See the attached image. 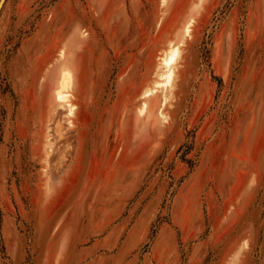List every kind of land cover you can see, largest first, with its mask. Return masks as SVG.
<instances>
[{"label":"rangeland","instance_id":"obj_1","mask_svg":"<svg viewBox=\"0 0 264 264\" xmlns=\"http://www.w3.org/2000/svg\"><path fill=\"white\" fill-rule=\"evenodd\" d=\"M68 1L71 10L68 16L64 12L56 27L38 35L33 26L15 33L11 30L0 48V264H76L85 259L80 254L87 256L96 244L124 243L142 211L156 208L148 225V239L137 250L143 255L160 225L168 221L176 191L193 168L197 154L193 143L201 124L208 123L207 138L216 139L221 148L227 149L233 140L242 137L251 120L254 127L244 132V140L257 135L262 146L255 157L235 163L245 177L234 192L239 190L245 205L221 238V255L226 256L231 241L239 246L244 242L247 248L239 264H264V0L260 5L259 0L209 1L208 14L200 15L195 23L190 17L178 39L175 37L176 43L170 42L164 51H158L150 67L146 66L145 51L157 42L158 3L140 0L131 30L117 35L122 46L120 57L115 59L106 46L107 36L103 31L94 35L90 23L110 31L112 21L117 19L118 28L126 27L129 14L122 7L124 0H99L95 8L86 0V14L90 15L69 22L65 43L70 40L74 45L69 62L62 65L61 60L57 61L63 47L51 67L46 68L49 54L40 57L32 72L39 78L37 90L30 97L27 80L12 68L8 71V62L25 38L34 36L33 50L61 39V22L67 17L77 19L83 9L73 8L71 0H48L50 5ZM46 2L35 3L37 18L32 17L33 20L41 17ZM189 3L190 0H181L179 8L186 9ZM134 4L131 1L130 8ZM166 4L167 0H161L162 6ZM199 6H193L192 13ZM175 17L174 14L172 20ZM171 21L166 22V27ZM189 21L193 25L190 35L186 30ZM85 24L89 25L82 30ZM94 41L97 48H93ZM222 42L230 45L221 75L213 71L220 70L219 63H212ZM79 44L81 52L77 54ZM172 47L180 49L172 85H161L153 95L157 102L166 98V116L164 119L160 115L164 120L152 117L147 124L153 145L143 157L134 156L129 162L118 160L117 146L104 145L117 136L105 128L111 121L116 124L123 112L131 115L139 107L141 99L137 94L143 84H151L155 73L163 72V59ZM62 71L73 74L75 92L70 102L77 107L68 115L67 123L63 113L49 123V106L54 103ZM125 71L130 77L120 81L119 76ZM81 75L83 85L79 84ZM41 96L46 98L45 108L39 107ZM150 97H146V111ZM83 112L88 126L78 130L83 124ZM144 121L147 123L148 119ZM57 122L61 136L54 130ZM230 162L231 166L234 162ZM177 166H181V173L175 175ZM187 195L172 218L181 227L187 226L192 214L193 195ZM212 214L207 216L211 223L224 218L218 211Z\"/></svg>","mask_w":264,"mask_h":264},{"label":"crops","instance_id":"obj_2","mask_svg":"<svg viewBox=\"0 0 264 264\" xmlns=\"http://www.w3.org/2000/svg\"><path fill=\"white\" fill-rule=\"evenodd\" d=\"M37 1L38 0H15L10 2V0H8L4 3L5 9H3L4 11L0 17V48L3 46V43L7 42V39L11 34V30L15 33L18 32V30H31L33 26L36 31L35 34L38 35L41 34L42 31L56 27L58 22H60V19L64 18V12L68 16V13L71 10V4L69 1L67 3L61 2L56 3L55 5H50L47 0L41 17L38 21L33 20L32 17H34V19L37 18V16H34L35 3H37ZM131 1L135 3L133 8H130ZM144 1H156L158 3V14L156 16V18L158 17V20L155 19L157 42L151 47V49L145 51L147 52L145 58L146 66L150 67L152 58L156 53H158V51H164L170 42L176 43L175 37L177 38L180 36V33L183 31L184 24L190 17L194 19L195 23L196 18H199L200 15H203L204 17L205 14H208L206 4L211 0H190L186 9L179 8L181 0H167V4L163 6L161 5V0ZM139 2L140 0H124L122 7L124 12L129 14V21L126 27L124 26L123 28H118L117 19L112 21L111 26L113 29L110 31H105V29H101L99 27L97 28L93 22H86L90 23V27L93 29L94 35L96 31H103L104 35L107 36L106 46L110 48L115 59L120 57L121 54H118V51L122 46V43L117 35L120 32L127 33L131 30L134 15L139 13ZM259 2L258 3L260 5L261 0H259ZM71 3L73 4V8L76 6L78 9H83V11L80 12V16L77 17V19L74 17H72V19L67 17L61 22L64 27L62 29L61 39L53 40L49 47L45 46L39 49V46H37V48L33 50L32 42L35 40L34 36L33 38H25L20 42V47L8 62V71L12 68L13 72L18 73L21 77H24L27 80L26 87L27 90L30 91V97L33 95L34 91L36 93L37 90V79L39 78H35L32 74L33 67L37 60L40 57L49 54L51 57L46 64V68L54 65L55 57L57 56L58 51L63 47V44L68 37L67 33L69 32V22L71 20L76 22L81 19L84 20V18L86 19V17L90 15L86 14L88 13V10L86 9V0H71ZM198 4L200 6L194 13H192L193 6ZM202 8L204 11L203 13L201 12ZM174 14L176 17L172 20ZM168 21H171L172 23L170 26L166 27V22ZM88 25L89 24H85L82 30H85ZM192 28L193 25L191 27V31ZM223 31L221 30L219 34ZM115 35L116 41H113V39H115ZM169 36H171V38ZM223 38L224 32L221 34L220 40H223ZM40 42L42 44L41 40ZM223 43L224 42H222L221 45L219 43L215 59L212 63V65L215 62L219 63L220 70L216 72L213 69V71L215 73H221V75L224 71V65H226L227 59L225 53L228 50L229 44L228 43L227 46H225ZM81 46V44L77 46L75 50L77 54L81 52ZM93 48H97L96 41L93 42ZM86 71V81L88 82L87 75L89 70L87 69ZM128 77H130V73L128 74V72L125 71L123 75L119 76V80L127 81ZM152 82L149 85H147V83L143 84L141 91L137 94V97L140 98L142 91L147 87H150ZM17 100L23 104L25 102L18 98ZM161 102L162 101L157 102V100L152 96L148 99V109L144 115H137V107L132 111L131 115H127V113L123 112V114H120L118 117L116 124L111 121L107 128H105L107 133L110 135L114 134L115 137L117 136L114 140L105 142L104 145L117 146L116 158L118 160L120 159L122 161L129 162L134 156L143 157L148 151L149 146L153 145V141H151L148 136L149 128L147 124L149 123V119L152 117H154V119H159V107ZM164 108L165 106L162 110H164ZM193 114L194 112L191 111V119H193ZM80 117L83 124L81 127L78 126V130H84L88 126L86 114L83 112V116ZM146 118L148 119L147 123L144 121ZM161 120L164 119L161 118ZM200 127L201 128L197 133L198 139L193 143L195 152L197 153L196 156L193 157L195 160L193 168L189 173L188 178L185 179L181 186L177 189L170 206L169 219L160 225L155 237L148 244V250L143 253V255H139L137 253L139 247L147 241L148 225L157 213L155 212L156 208L152 210L150 207H146L131 225L124 243H121L120 245H118V243V246L116 243L111 246L101 245L100 243L99 245L96 244L94 250L89 249L90 251H88L89 253H87V256H85V254H80V258L83 257L85 259L78 261L76 264L240 263V256L245 252L247 245L243 242V244L239 246L235 241H231L229 243V249L226 256L222 257L221 247L223 248L224 246L221 244V238L227 232V227L233 224L245 205V201L239 195V190L237 193L234 192L238 189V187H240L241 183H244L243 180L245 177L241 169L236 168L235 163L242 164L241 162H243L245 158L255 157L257 152L260 151L262 143L257 135L252 137L250 140H244V132L248 131L249 128L253 129L254 127L251 125V127H244L243 135L238 141L235 142V140H233L227 149L223 147L221 148L216 139L207 138L209 132L208 123H202ZM79 141H82V138H80ZM231 160H233L234 163L230 166ZM221 162H223V165L220 164ZM174 173L175 175L181 173V166H177ZM253 178L254 176L252 179ZM189 193L193 195V202L191 205L192 214L189 216L187 226L181 227L175 223L172 218L175 211L179 208L178 204L181 199H183V197L186 199L188 196L187 194ZM214 211H218L219 214L222 213L224 218H216L215 221L211 223L207 216L213 215L212 213ZM47 257L48 254L46 253V258Z\"/></svg>","mask_w":264,"mask_h":264},{"label":"bare ground","instance_id":"obj_3","mask_svg":"<svg viewBox=\"0 0 264 264\" xmlns=\"http://www.w3.org/2000/svg\"><path fill=\"white\" fill-rule=\"evenodd\" d=\"M90 1H91L90 3H91L92 8H95L98 6L97 3L99 2V0H90ZM104 1H106V0H101V2H104ZM1 6H2V3H1ZM191 25H192L191 21H189L188 24L186 25L187 34H189V35H190ZM73 47H74V45H73L72 41H70V40L67 41L64 44L63 49L61 50V53H60L57 61L61 60L62 65H65L66 61L69 62L70 54H71L70 50ZM179 57H180V49H178V47H176V48L172 47V50L168 54H166V56L163 59V61H164L163 62L164 66L162 67L163 72L160 74L155 73V78H154V80L152 79L153 80L152 85L144 93H142V95L140 97L141 100H140V104H139V107L137 110L139 116H142L146 112V108H147L146 97H148L150 95L153 96L159 90V87L161 85L164 87L172 85V82H173V79L175 76V68H176L175 65H176ZM175 79H177V78H175ZM83 82H84V78L81 75L79 77V84L83 85ZM73 84H74L73 74H71L68 71H62V74L59 77L58 82H57V88L55 89L54 103L51 106H49L50 107L49 123H53L54 119H56L57 116L62 114V113L64 114V117H65V120L67 123L68 115L73 113V111L76 109L77 106L74 103L70 102V97L73 96V94L75 92ZM40 86H41V82H40ZM170 94H172V93H170ZM81 97H82L81 95H79V96L77 95L78 99H81ZM165 104H166V98L164 97L162 102H161V108H160L161 109L160 115L164 119H165L166 115H164L162 109L165 106ZM39 105H40L39 107H41V108L46 107V98L45 97H43V96L40 97ZM134 110H135V108H134ZM133 118H134V115H133ZM251 121L249 123H252L251 125H253V122H251ZM57 123L58 124L54 127V130H56V132L59 134L60 133L59 132L60 131V123L59 122H57ZM251 125H248V126H251ZM49 128H51V127L49 126ZM68 128H71V125H68ZM66 132H68V131H66ZM61 135L62 134H59V136H61Z\"/></svg>","mask_w":264,"mask_h":264},{"label":"water","instance_id":"obj_4","mask_svg":"<svg viewBox=\"0 0 264 264\" xmlns=\"http://www.w3.org/2000/svg\"><path fill=\"white\" fill-rule=\"evenodd\" d=\"M5 2V0H0V6H1V3H2V5H3V3ZM2 7V6H1ZM1 7H0V9H1Z\"/></svg>","mask_w":264,"mask_h":264}]
</instances>
